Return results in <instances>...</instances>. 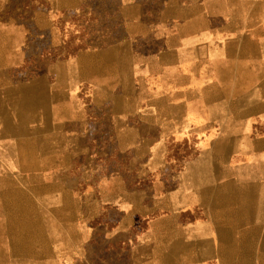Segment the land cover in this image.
Instances as JSON below:
<instances>
[{
    "label": "crops",
    "instance_id": "obj_1",
    "mask_svg": "<svg viewBox=\"0 0 264 264\" xmlns=\"http://www.w3.org/2000/svg\"><path fill=\"white\" fill-rule=\"evenodd\" d=\"M0 264H264V0H0Z\"/></svg>",
    "mask_w": 264,
    "mask_h": 264
},
{
    "label": "rangeland",
    "instance_id": "obj_2",
    "mask_svg": "<svg viewBox=\"0 0 264 264\" xmlns=\"http://www.w3.org/2000/svg\"><path fill=\"white\" fill-rule=\"evenodd\" d=\"M8 246L10 247V242H8ZM6 254V253H5ZM8 254V253H7Z\"/></svg>",
    "mask_w": 264,
    "mask_h": 264
}]
</instances>
